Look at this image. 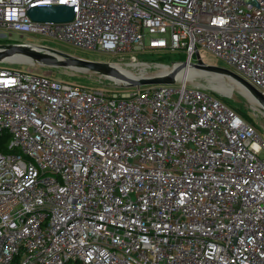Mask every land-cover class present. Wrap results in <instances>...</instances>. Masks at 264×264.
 Returning a JSON list of instances; mask_svg holds the SVG:
<instances>
[{
  "label": "built area",
  "instance_id": "obj_1",
  "mask_svg": "<svg viewBox=\"0 0 264 264\" xmlns=\"http://www.w3.org/2000/svg\"><path fill=\"white\" fill-rule=\"evenodd\" d=\"M53 5L73 21L28 15ZM15 32L188 64L207 51L264 96V0H0V41ZM0 264H264V141L202 87L1 66Z\"/></svg>",
  "mask_w": 264,
  "mask_h": 264
},
{
  "label": "rangeland",
  "instance_id": "obj_2",
  "mask_svg": "<svg viewBox=\"0 0 264 264\" xmlns=\"http://www.w3.org/2000/svg\"><path fill=\"white\" fill-rule=\"evenodd\" d=\"M0 44L24 45L31 47L32 49L34 48L36 50H40L42 54L53 55L58 58L61 56H59L57 53H63L75 58H81L92 62L108 63L113 66L115 71L132 79L165 74L180 63L186 62L185 56L181 52H125L112 55L102 52L75 49L65 42H61L40 34H29L21 37L20 34L15 32L9 41H0ZM46 49L56 51L57 53L47 51ZM14 55L26 56L24 54L18 53ZM201 57L204 63L208 65H216L227 68L229 67L207 51H202ZM8 58L4 60V62L7 63L0 65V67H8L14 70L31 69L39 74L49 75L54 78L87 88H104L110 91L126 89L121 87V81L114 76H104L95 72L86 70L83 71L75 68H51L43 65L41 62H38L36 65H29L18 62L11 57ZM193 62H196V58H194ZM165 67L167 68V71L163 72ZM190 69L192 71L199 72L198 77L191 78L187 82H183V80L178 79L175 85H179V83H186L189 86L202 87L213 95H216L224 102L226 101V103H228L227 105L238 112L246 121L255 125L258 133L264 141V116L258 110V107L255 105V103L253 101L251 102V99H249L247 95H243V93L238 90L234 84H229L215 75L208 74L198 69Z\"/></svg>",
  "mask_w": 264,
  "mask_h": 264
},
{
  "label": "water",
  "instance_id": "obj_3",
  "mask_svg": "<svg viewBox=\"0 0 264 264\" xmlns=\"http://www.w3.org/2000/svg\"><path fill=\"white\" fill-rule=\"evenodd\" d=\"M28 15L32 21L39 23H67L73 21L75 17L73 8L65 5L34 7L28 11ZM46 50L52 51L48 49ZM52 52L57 53L56 51ZM17 53L31 56L36 62H41L43 65L51 68H75L78 70L95 72L104 76L117 75L118 77L120 76L121 87L126 89L140 88L143 86L174 85L178 81L177 76L179 74V70H184L186 67L191 66L194 69L221 75L239 83L250 95L255 105L258 107V110L264 116V96L255 87H253L243 77L227 68L216 65L212 66L204 63L199 53L196 54L198 60L197 63L188 64V62H182L169 71V73L134 79L116 73L113 66L108 63L92 62L63 53H57L62 57L58 58L53 55L42 54L40 50H36L34 48L32 49L31 47L19 44L1 45L0 63H2L6 58L14 56V54Z\"/></svg>",
  "mask_w": 264,
  "mask_h": 264
},
{
  "label": "bare ground",
  "instance_id": "obj_4",
  "mask_svg": "<svg viewBox=\"0 0 264 264\" xmlns=\"http://www.w3.org/2000/svg\"><path fill=\"white\" fill-rule=\"evenodd\" d=\"M11 58L15 59L16 61L18 62H21V63H25V64H29V65H36L38 64V62H36L33 58L31 57H26V56H17V55H14V56H11ZM9 59V58H8ZM190 68H193L191 66H188L186 67L184 70L180 69L179 70V74H178V79L179 80H183V82H187L188 80H190L191 78H197L198 77V73L199 72H195V71H192ZM194 69V68H193ZM167 71V68L165 67L163 69V72H166ZM162 72V73H163ZM205 72V71H204ZM116 73H118L116 71ZM166 73H169V72H166ZM208 74H211V75H215L221 79H223L225 82L229 83V84H234L235 87H237L238 90H240L244 95H247L249 99H251V102L253 101V99L250 97V95L245 91V89L239 84L237 83L236 81L230 79V78H227V77H224V76H221V75H217V74H212V73H209V72H206ZM120 74V73H118ZM121 75V74H120ZM115 78H117L118 80L121 81L120 79V76L118 77L117 75H114ZM254 102V101H253Z\"/></svg>",
  "mask_w": 264,
  "mask_h": 264
},
{
  "label": "trees",
  "instance_id": "obj_5",
  "mask_svg": "<svg viewBox=\"0 0 264 264\" xmlns=\"http://www.w3.org/2000/svg\"><path fill=\"white\" fill-rule=\"evenodd\" d=\"M225 103H226V101H225ZM226 104H228V103H226ZM228 106H229V105H228ZM237 113H238V112H237ZM238 114H239V113H238ZM239 115H240V114H239ZM240 116H241V115H240ZM7 141H8V138L6 137L5 140H4V143H3V144H4V147H3V146L1 147V148L4 149L6 152L9 151V149H7V146L5 145V143H7ZM3 144L1 143V145H3Z\"/></svg>",
  "mask_w": 264,
  "mask_h": 264
}]
</instances>
